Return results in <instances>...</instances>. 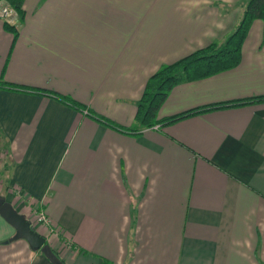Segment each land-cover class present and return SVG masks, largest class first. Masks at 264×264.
Returning a JSON list of instances; mask_svg holds the SVG:
<instances>
[{"label": "crops", "instance_id": "obj_1", "mask_svg": "<svg viewBox=\"0 0 264 264\" xmlns=\"http://www.w3.org/2000/svg\"><path fill=\"white\" fill-rule=\"evenodd\" d=\"M241 1L24 0L21 22L6 20L13 42L0 20L1 80L128 127L148 76L221 42ZM263 96L255 19L238 65L175 85L157 118ZM0 163L1 196L65 264H264V100L124 133L51 97L0 89ZM34 206L52 232L33 224ZM13 237L0 217V264H51Z\"/></svg>", "mask_w": 264, "mask_h": 264}, {"label": "trees", "instance_id": "obj_2", "mask_svg": "<svg viewBox=\"0 0 264 264\" xmlns=\"http://www.w3.org/2000/svg\"><path fill=\"white\" fill-rule=\"evenodd\" d=\"M0 2L7 3L15 12L17 22H21L24 17V11L22 8L24 0H0ZM238 6L240 8L238 21L233 30L221 42L207 43L206 45L197 48L170 63L161 64L152 74L148 76L141 94L135 103V113L133 117L134 122L131 126H119L103 116L92 112L91 110L87 111L83 109L84 106L82 104L76 102L68 95L58 94L54 91L46 89L8 83L1 80V76L0 89L30 92L33 94L51 97L64 105L89 114V116L96 121L114 130L124 133H135L141 129L151 128L154 125H167L207 110L221 109L231 106L244 105L255 101H262L264 100V96L248 98L245 100L220 102L190 108L163 118H157L159 107L175 85L210 77L220 72L232 69L238 65L240 62L241 45L247 35L252 21L255 19L264 21V0H243L238 3ZM2 27L5 31L12 35L13 42L18 34L17 24L13 25L9 24L7 21H3ZM36 251L39 252L38 250ZM53 253L59 258L55 251H53ZM101 264L109 263L102 259Z\"/></svg>", "mask_w": 264, "mask_h": 264}, {"label": "water", "instance_id": "obj_3", "mask_svg": "<svg viewBox=\"0 0 264 264\" xmlns=\"http://www.w3.org/2000/svg\"><path fill=\"white\" fill-rule=\"evenodd\" d=\"M0 217L14 229L13 238L23 239L31 249L38 250L51 264H65L53 253L45 238L35 232L28 221L2 197H0Z\"/></svg>", "mask_w": 264, "mask_h": 264}, {"label": "built area", "instance_id": "obj_4", "mask_svg": "<svg viewBox=\"0 0 264 264\" xmlns=\"http://www.w3.org/2000/svg\"><path fill=\"white\" fill-rule=\"evenodd\" d=\"M11 17H16L15 12L11 9V7L7 3L0 2V20L6 21ZM30 212H31V216L33 219L32 220L33 224L43 225L47 228L48 231L52 232V228H49L48 226L49 220L44 214L43 210L38 208V206H34L32 211L30 209ZM65 244L66 246L71 247L70 244L66 241H65Z\"/></svg>", "mask_w": 264, "mask_h": 264}, {"label": "rangeland", "instance_id": "obj_5", "mask_svg": "<svg viewBox=\"0 0 264 264\" xmlns=\"http://www.w3.org/2000/svg\"><path fill=\"white\" fill-rule=\"evenodd\" d=\"M243 1V0H242ZM218 5V3H216ZM85 113V112H84ZM1 163H0V197L4 198L3 196H1V194L5 191L3 188V181L5 180V175L3 172H1ZM5 200V198H4ZM10 203V202H9ZM17 212V211H16ZM18 213V212H17ZM22 217L24 218V216L22 215Z\"/></svg>", "mask_w": 264, "mask_h": 264}]
</instances>
